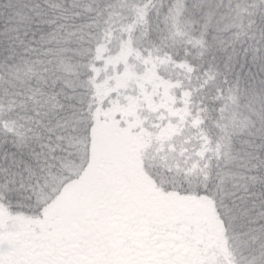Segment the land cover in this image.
<instances>
[{"label": "snow or ice", "instance_id": "1", "mask_svg": "<svg viewBox=\"0 0 264 264\" xmlns=\"http://www.w3.org/2000/svg\"><path fill=\"white\" fill-rule=\"evenodd\" d=\"M0 264H264V0H0Z\"/></svg>", "mask_w": 264, "mask_h": 264}]
</instances>
